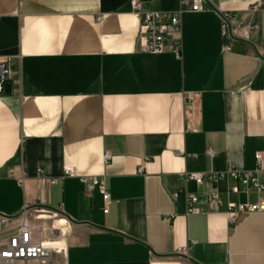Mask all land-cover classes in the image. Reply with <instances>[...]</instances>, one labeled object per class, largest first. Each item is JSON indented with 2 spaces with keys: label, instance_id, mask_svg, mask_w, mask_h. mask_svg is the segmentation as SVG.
Masks as SVG:
<instances>
[{
  "label": "crops",
  "instance_id": "1",
  "mask_svg": "<svg viewBox=\"0 0 264 264\" xmlns=\"http://www.w3.org/2000/svg\"><path fill=\"white\" fill-rule=\"evenodd\" d=\"M132 1L142 12H176L180 2L0 0L12 84L0 96V214L60 207L59 264H264V211L227 220L228 204L264 195L229 176L200 186L185 178L254 171L257 154L264 165V0H202L203 12L182 15L180 60L145 51ZM220 13L234 29L256 27L228 52ZM67 167L103 180L106 214L97 189L62 176ZM212 191L217 208L205 202ZM188 195L201 213L186 215Z\"/></svg>",
  "mask_w": 264,
  "mask_h": 264
},
{
  "label": "built area",
  "instance_id": "2",
  "mask_svg": "<svg viewBox=\"0 0 264 264\" xmlns=\"http://www.w3.org/2000/svg\"><path fill=\"white\" fill-rule=\"evenodd\" d=\"M133 12L139 21V41L146 52L159 55L170 50L176 60L181 59L182 53V15L184 13H200L204 9L202 0H180L179 9L176 12H142L136 1L131 2ZM258 7H252L251 12H257ZM233 17L228 13H220V32L222 38V50L230 51L232 43L236 40H247V32L255 29V26L240 27L234 29L231 26ZM10 81V69L6 62L0 61V96L5 93V85ZM186 101L193 103L195 97L186 95ZM110 157L104 155L107 163ZM256 169L254 171H236L229 169L226 172H212L206 174H187L186 180L200 186L224 181L229 176L245 190L264 195V182H260L259 174L264 172L263 157L255 155ZM63 177L78 178L90 194L95 189L101 195L105 205L104 214L108 212L110 204L109 193L103 180L93 176H77L71 168H65ZM54 184V181H52ZM232 193L238 192V187L230 189ZM206 203L210 207L217 208L221 205L220 195L214 191L206 194ZM198 198L192 195L186 197V215H195L202 212L197 207ZM264 211V201L255 205L228 204L227 220L234 223L237 216L243 212ZM172 217H166L170 221ZM68 224L62 209H44L38 205L26 204L20 213L12 217L0 215V264H59L63 259L65 246V233L63 229ZM10 226V227H9ZM9 227V228H7ZM176 256L187 259V248H180Z\"/></svg>",
  "mask_w": 264,
  "mask_h": 264
},
{
  "label": "water",
  "instance_id": "3",
  "mask_svg": "<svg viewBox=\"0 0 264 264\" xmlns=\"http://www.w3.org/2000/svg\"><path fill=\"white\" fill-rule=\"evenodd\" d=\"M5 92L7 93V94H11V92H12V84L11 83H7L6 85H5ZM1 215V214H0ZM1 216H3V215H1Z\"/></svg>",
  "mask_w": 264,
  "mask_h": 264
},
{
  "label": "bare ground",
  "instance_id": "4",
  "mask_svg": "<svg viewBox=\"0 0 264 264\" xmlns=\"http://www.w3.org/2000/svg\"><path fill=\"white\" fill-rule=\"evenodd\" d=\"M63 232H64V233L66 232V228L63 229Z\"/></svg>",
  "mask_w": 264,
  "mask_h": 264
}]
</instances>
